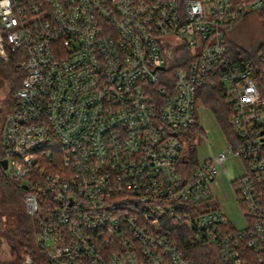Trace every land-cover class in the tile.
<instances>
[{"label":"built area","instance_id":"obj_1","mask_svg":"<svg viewBox=\"0 0 264 264\" xmlns=\"http://www.w3.org/2000/svg\"><path fill=\"white\" fill-rule=\"evenodd\" d=\"M261 10L264 0H0V57L24 75L2 162L41 216L39 264H264V55L236 59L227 39ZM208 88L233 110V137L200 164L186 132ZM233 153L249 169L233 181L241 230L210 206ZM164 217L193 232L188 245Z\"/></svg>","mask_w":264,"mask_h":264},{"label":"rangeland","instance_id":"obj_2","mask_svg":"<svg viewBox=\"0 0 264 264\" xmlns=\"http://www.w3.org/2000/svg\"><path fill=\"white\" fill-rule=\"evenodd\" d=\"M227 39L230 43L250 53H256L259 45L264 40V19L259 17L258 11H251L245 14L228 31ZM4 63H9V61H5L0 57V115L3 113V116L7 110L6 105L11 91L20 85L18 83L15 86L9 80ZM197 121L200 123L202 130L186 132L187 139L191 145L188 152L195 150L197 161L203 164L226 151L229 137L214 112L203 101H199L198 104ZM225 166L226 169L220 168L218 176L211 182L213 198L210 201V206L212 209H220L232 224L241 230L248 225V221L233 181L248 173V164L243 158L233 153V156L229 157L225 162ZM8 171L9 169L6 170V172ZM198 209L204 211L207 209V205L202 203ZM43 214L45 215V213ZM6 218L10 226H15L19 218L16 207L8 208ZM0 258L5 261V264H9L8 260H10L11 256L8 248H4Z\"/></svg>","mask_w":264,"mask_h":264},{"label":"trees","instance_id":"obj_3","mask_svg":"<svg viewBox=\"0 0 264 264\" xmlns=\"http://www.w3.org/2000/svg\"><path fill=\"white\" fill-rule=\"evenodd\" d=\"M250 0H233L235 4L246 2ZM259 17L264 19V10L258 12ZM232 54L238 59L241 56H244L246 59H254L259 56L260 53L264 55V40L259 45L256 53H250L237 45L230 43ZM18 60L11 56L9 63H4L5 71L9 75V80L17 86V88H13L10 93V97L7 101V110L0 115V256L4 248H8V252L10 253V260H8L9 264H24L25 258L30 255L34 264H39L40 260L44 258V255L41 253L37 246L36 242V234L38 231V227L40 226V220L38 214L32 216L26 212L24 209V197L28 192L24 188V184L21 180L15 178H9L7 173L4 171V167H2V157H4V148L2 146V135L3 129L5 127V121L8 113L13 111L15 108L19 106V103L15 97V93L22 86L23 72L17 70ZM175 65V63H174ZM205 94L202 97L203 103L210 108L219 122L221 123L223 129L226 132V135L229 138L233 137V131L231 127V118L233 110L227 105V101L225 96L223 95L220 89H206ZM202 130L200 127V123L197 121L194 126L189 130L196 131ZM192 150V149H191ZM191 157H196L195 150H192ZM264 154V153H263ZM235 181V180H234ZM235 183V182H233ZM9 207H16V210L19 213V218L15 226H10L8 220L6 218L7 210ZM163 222L169 224V221L166 217H164ZM173 224H169V226ZM174 234L178 236L179 241L183 245L189 244V239H192L193 232L185 225H173ZM192 248L198 251L196 254V258L203 260L208 263L209 254L207 253V248L203 245H200L197 241L194 242ZM198 246V248H197ZM215 257L217 255L215 254ZM0 264H5L0 258Z\"/></svg>","mask_w":264,"mask_h":264},{"label":"water","instance_id":"obj_4","mask_svg":"<svg viewBox=\"0 0 264 264\" xmlns=\"http://www.w3.org/2000/svg\"><path fill=\"white\" fill-rule=\"evenodd\" d=\"M2 165H3L4 169H6V168H7V161L4 160V161L2 162ZM24 188L26 189L27 187L24 186Z\"/></svg>","mask_w":264,"mask_h":264}]
</instances>
